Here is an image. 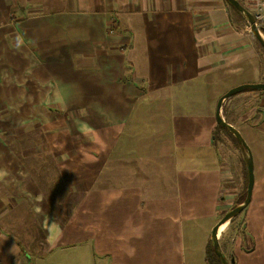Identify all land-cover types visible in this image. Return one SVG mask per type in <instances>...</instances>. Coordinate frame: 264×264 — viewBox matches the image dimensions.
I'll list each match as a JSON object with an SVG mask.
<instances>
[{"label": "crops", "instance_id": "0c3cea01", "mask_svg": "<svg viewBox=\"0 0 264 264\" xmlns=\"http://www.w3.org/2000/svg\"><path fill=\"white\" fill-rule=\"evenodd\" d=\"M261 82L264 53L222 0H0V127L38 145L0 141V264H210L218 101ZM241 96L258 112L227 121L255 185L232 264H264V90L224 105Z\"/></svg>", "mask_w": 264, "mask_h": 264}, {"label": "rangeland", "instance_id": "374dc122", "mask_svg": "<svg viewBox=\"0 0 264 264\" xmlns=\"http://www.w3.org/2000/svg\"><path fill=\"white\" fill-rule=\"evenodd\" d=\"M223 5H226L227 7V15L230 18L231 22L237 26H242V28H247V31L252 32L251 27L248 24L247 18L238 10H236L234 7L229 5L226 0H222ZM241 3L249 9L257 18L259 23L264 27V0H240ZM255 41L257 42L260 50L264 53V49L260 42L255 37ZM253 91L254 89H249ZM247 90V91H249ZM244 92V91H243ZM238 100H233L232 102H228L225 106L223 104V107H227V118L226 120H235L239 117L242 118V120H245L246 117V111L253 109V116L258 112V104L256 103V100L254 98V102H251V100H245L243 96H241ZM237 99V98H235ZM225 103V102H224ZM236 104L234 107H230L229 104ZM255 106L253 107V105ZM257 104V105H256ZM257 106V107H256ZM48 108V107H47ZM224 110V108H223ZM222 110V114L224 118L226 117V114H224ZM3 114V112L0 111V116ZM253 118V117H252ZM251 118V120H252ZM1 119V117H0ZM3 123V122H2ZM63 124V121L61 122ZM57 125V124H56ZM57 130L55 134H57V131H59L60 134H66L69 133L68 127H63V129L60 128V126H57ZM54 127H51L48 133L44 132V136H46V139L54 138L56 136L54 134L53 130ZM10 128H6L4 125L3 127H0L1 132V139L0 141L4 142V144L7 145L8 149L11 151L19 152V151H32L37 148V143L31 144L30 141L26 140V143H21L14 141V138H20L21 134L23 132L22 127H15L10 129L12 132L7 134V131L9 132ZM32 134V129L30 130ZM29 133V134H30ZM46 133V134H45ZM67 135V134H66ZM217 149L215 145H213L212 152L217 153L220 155V160L222 163V172L224 173V184H223V197L224 205H223V212L222 217L234 206H236L240 201H242L247 193V167L245 163V156L243 153L242 148L238 144L235 137L227 130L222 129L219 127V130L217 131ZM33 136V135H32ZM244 136L246 137V140H249V137L246 133H244ZM215 138V135L213 136ZM13 140L14 143H11L10 140ZM183 140V139H181ZM34 141H36L34 139ZM250 145V141L248 142ZM44 146V145H43ZM47 148L50 147V144L45 145ZM185 147H192L193 144L190 142L184 143ZM251 146V149L253 150V146ZM40 149L42 148L39 147ZM204 147L201 151L206 152ZM38 150V149H37ZM49 150V149H48ZM258 153H255V156H257ZM226 203V204H225ZM247 208H245L237 217H235L233 220H230L227 228L225 231H222L220 233V242L223 246V250L225 254L227 255V258L231 260L232 257V250L235 246L236 239L240 240V237H243V235L250 234V230L247 229L245 231V224H246V218H247ZM221 217V218H222ZM245 222V223H244ZM25 230V229H24ZM234 238V239H232ZM69 251H67L68 253ZM238 253H236L237 255ZM235 257V261L237 262L238 258ZM31 259V258H30ZM33 264H44L39 261H37V258L32 259Z\"/></svg>", "mask_w": 264, "mask_h": 264}, {"label": "water", "instance_id": "95a60500", "mask_svg": "<svg viewBox=\"0 0 264 264\" xmlns=\"http://www.w3.org/2000/svg\"><path fill=\"white\" fill-rule=\"evenodd\" d=\"M231 6L236 8L240 11L248 20V24L251 27V30L257 40L260 42L264 49V32L261 24L257 20L256 16L247 9L240 0H226ZM249 89L254 90H264V82L261 83H245L233 87L228 92H226L218 101L217 110H216V120L219 126L226 128L230 133L235 137L238 144L243 150L245 156V163L248 171V185H247V194L243 202L239 203L238 205L234 206L231 210H229L215 225L211 233V241L213 242L215 252L220 259L222 264H232L235 262V258L232 257L229 260L223 250L222 244L220 242V228L226 222H229L233 218L237 217L248 205L251 203L254 185H255V171H254V157L251 151V148L247 144L245 138L241 134V132L231 123H229L222 114V108L224 102L243 91H247Z\"/></svg>", "mask_w": 264, "mask_h": 264}, {"label": "trees", "instance_id": "16d2710c", "mask_svg": "<svg viewBox=\"0 0 264 264\" xmlns=\"http://www.w3.org/2000/svg\"><path fill=\"white\" fill-rule=\"evenodd\" d=\"M229 4V3H228ZM230 5V4H229ZM233 7V6H232ZM236 9V8H235ZM237 10V9H236ZM262 26V25H261ZM262 28H263V32H264V27L262 26ZM222 128V129H225V130H227L226 128H224V127H222V126H219L218 125V128ZM228 131V130H227ZM230 132V131H229ZM247 179H248V174H247ZM247 185H248V180H247ZM247 194V193H246ZM246 197V196H245ZM245 199V198H244ZM244 199L242 200V201H240L239 203H241V202H243L244 201ZM238 203V204H239ZM237 204V205H238ZM234 219V218H233ZM232 219V220H233ZM207 257H208V260H209V263L210 264H222L221 262H220V259L218 258V256H217V254H216V252H215V249H214V245H213V242L212 241H210L209 242V245H208V249H207Z\"/></svg>", "mask_w": 264, "mask_h": 264}, {"label": "bare ground", "instance_id": "6f19581e", "mask_svg": "<svg viewBox=\"0 0 264 264\" xmlns=\"http://www.w3.org/2000/svg\"><path fill=\"white\" fill-rule=\"evenodd\" d=\"M227 225H228V223L226 222L225 224H223V225L221 226L220 233H221L222 231H225V229L227 228Z\"/></svg>", "mask_w": 264, "mask_h": 264}]
</instances>
